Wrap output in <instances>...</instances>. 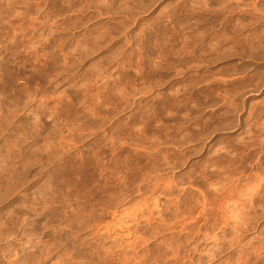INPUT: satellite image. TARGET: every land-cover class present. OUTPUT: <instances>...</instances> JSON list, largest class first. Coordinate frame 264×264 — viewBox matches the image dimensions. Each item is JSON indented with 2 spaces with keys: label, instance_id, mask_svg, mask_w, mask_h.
I'll return each instance as SVG.
<instances>
[{
  "label": "rangeland",
  "instance_id": "obj_1",
  "mask_svg": "<svg viewBox=\"0 0 264 264\" xmlns=\"http://www.w3.org/2000/svg\"><path fill=\"white\" fill-rule=\"evenodd\" d=\"M110 2L0 0V264H264V0ZM180 9L178 55L131 54Z\"/></svg>",
  "mask_w": 264,
  "mask_h": 264
},
{
  "label": "bare ground",
  "instance_id": "obj_2",
  "mask_svg": "<svg viewBox=\"0 0 264 264\" xmlns=\"http://www.w3.org/2000/svg\"><path fill=\"white\" fill-rule=\"evenodd\" d=\"M111 5H118L119 7L122 6L125 10L129 11L132 16H136V18L145 12L149 11L151 8H153L154 4L147 3L146 0H111L109 3ZM111 12L114 14H119L116 9L113 8ZM168 20L165 23L164 21H161V19L157 20H147L145 23L138 24V30L137 34L134 37H129V43H132V47L136 48L135 50H132L131 54L139 55L138 59L145 60L147 59L148 62H152L155 59H163V58H171L173 56L178 55V51L176 50L178 32L181 33L179 28H185L191 20H196V25H199V20L203 16L201 15H194L190 14L189 12H186L183 9L178 10L177 12L171 13V15L167 16ZM143 20V19H142ZM204 20V19H203ZM179 29V31H178ZM211 26H205L204 31H210ZM193 32H199L198 29H192ZM195 39L199 38V34H195ZM205 38V37H204ZM210 39V37L208 36ZM207 39V44L203 46L202 53L208 52V48L210 50L215 47L217 50V53H220L222 51L221 48H219V39H217V43L214 45L212 44L210 40ZM206 39H201L199 42L205 43ZM190 43H194V41H188L185 43L186 46H189ZM196 44V43H195ZM197 45V44H196ZM116 49H120V47H116ZM160 49V51H159ZM112 51V52H114ZM144 51V53H143ZM187 54H193L191 51H186ZM211 54L208 57L204 58V54H197L195 56H192L193 61L196 64L201 63H213L219 60H223L228 56H224L223 53L221 54ZM113 54V53H110ZM108 57L111 55H107ZM191 58V59H192ZM188 61V59H185V63ZM240 68L238 66H233L232 69H226L220 71L221 73L227 71L228 74H231L235 71H238ZM210 75H208V72H202L197 77H191L187 84L183 85V90L186 92L185 98L187 101L192 102L195 104V106L200 107V109L207 108L208 106H214L217 104L219 92L221 90L218 89V87L215 86H209L205 85L202 86L204 83H208L207 78ZM163 77V74H159L158 78ZM179 87L176 88L173 91V94L175 95V99H173V103H179V93H180ZM227 90L225 91V94H227ZM169 99H166L164 102H167ZM162 102V105L165 106V103ZM239 139H232L231 145H235Z\"/></svg>",
  "mask_w": 264,
  "mask_h": 264
}]
</instances>
